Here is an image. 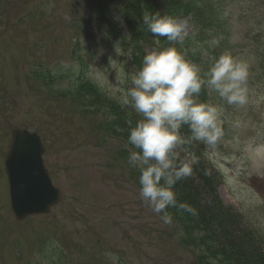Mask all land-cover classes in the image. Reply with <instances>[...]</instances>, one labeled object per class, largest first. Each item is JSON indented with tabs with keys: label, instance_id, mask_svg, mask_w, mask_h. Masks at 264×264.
I'll list each match as a JSON object with an SVG mask.
<instances>
[{
	"label": "rangeland",
	"instance_id": "obj_1",
	"mask_svg": "<svg viewBox=\"0 0 264 264\" xmlns=\"http://www.w3.org/2000/svg\"><path fill=\"white\" fill-rule=\"evenodd\" d=\"M204 1L205 7L187 9L184 0L147 2L150 12L166 14L163 6L171 5L180 10L174 16L190 18L188 37L170 45L132 16L135 3L0 0V264H211L198 258L197 245L185 246L189 234L174 219L165 224L141 202L139 172L118 154L122 147L128 154L127 143L104 135L108 127L101 123V103L119 99L146 50L164 44L185 48L202 75L224 51L249 66L244 105L226 112L225 101L209 96L208 103H222V135L206 145L220 175L213 170L218 182L202 198L214 197L233 221L232 234L264 256V243L250 230L264 233V5ZM139 37L146 38L136 45L141 55L130 50ZM14 128L40 136L44 163L62 194L48 214L22 221L11 213L3 166Z\"/></svg>",
	"mask_w": 264,
	"mask_h": 264
},
{
	"label": "clouds",
	"instance_id": "obj_2",
	"mask_svg": "<svg viewBox=\"0 0 264 264\" xmlns=\"http://www.w3.org/2000/svg\"><path fill=\"white\" fill-rule=\"evenodd\" d=\"M121 24L120 17H116ZM142 24L153 37L166 38L170 45L182 44L189 35L190 18L145 11ZM185 59L175 46L146 50L141 66L130 77V86L120 97L139 117L130 123L127 164L139 172L141 202L162 222H171L169 208L194 213L179 204L175 186L192 175L195 157L186 145L200 142L215 146L222 135L220 106L201 102L202 87L229 105L247 102L249 66L224 51L206 72ZM187 126L190 135L182 128ZM183 153V155H182ZM113 256L111 253H106ZM114 258V257H113Z\"/></svg>",
	"mask_w": 264,
	"mask_h": 264
},
{
	"label": "trees",
	"instance_id": "obj_3",
	"mask_svg": "<svg viewBox=\"0 0 264 264\" xmlns=\"http://www.w3.org/2000/svg\"><path fill=\"white\" fill-rule=\"evenodd\" d=\"M118 1L126 3L123 4L126 7H130L135 3L132 16H136L137 14V16H141L142 18L143 13L148 11L146 6L149 0ZM184 1H189L185 7L186 9L191 6L201 8L209 4L208 1L205 2L204 0H200V2L196 0ZM96 7L102 6H98L97 4ZM163 7L167 15L174 16L180 13L178 7L173 8L175 6L171 5H164ZM120 11L122 13V9ZM105 12L106 10L103 13L101 11L102 14H105ZM99 17H102V15H99ZM101 21H103V18ZM104 21L102 26L107 27L109 24ZM163 38L161 39L162 41ZM144 41H146L145 37H139L137 41L132 42L135 46L132 45L130 50L140 52L141 55V48L136 45ZM163 47H168V45L164 44ZM262 72H264V69H262ZM101 104H103L102 112L105 115L101 123L108 127L107 132L104 131V135L117 139L121 143H127L130 123L134 125L136 120L139 119L138 115L130 107L123 106L120 100L117 99L110 100V102L103 101ZM181 131L185 136L190 135L187 126L183 127ZM189 146L192 150L191 153L194 154L193 156L196 159V162L192 165V175L178 182L175 186V191L177 193L178 205L181 203L187 204L195 212L184 211L179 206L168 209L171 218L182 227V231L185 234H189V236H185L187 238L183 239V242L186 243L185 246L197 245L199 250L203 252L198 254V258L204 257L205 262L211 264H264V256L259 251L256 252L253 249H249L243 240L232 234L233 221L223 212L222 207L215 201L214 197L212 196L213 199L208 202L202 198V195L213 194L218 181L209 163L200 156L198 142H193ZM128 147L131 146L128 145ZM121 149L118 154L122 158L127 157L128 154L124 153L123 155L124 151L121 152ZM136 180H139V173H136ZM251 231L255 234L260 244H263L264 235L257 232L258 236L253 230ZM219 233L221 234V238L217 235Z\"/></svg>",
	"mask_w": 264,
	"mask_h": 264
},
{
	"label": "water",
	"instance_id": "obj_4",
	"mask_svg": "<svg viewBox=\"0 0 264 264\" xmlns=\"http://www.w3.org/2000/svg\"><path fill=\"white\" fill-rule=\"evenodd\" d=\"M43 150L36 133L11 131L4 169L9 186L10 208L16 220L47 213L60 198L42 163Z\"/></svg>",
	"mask_w": 264,
	"mask_h": 264
},
{
	"label": "bare ground",
	"instance_id": "obj_5",
	"mask_svg": "<svg viewBox=\"0 0 264 264\" xmlns=\"http://www.w3.org/2000/svg\"><path fill=\"white\" fill-rule=\"evenodd\" d=\"M29 216H33V215H29ZM29 216H26L25 218L29 217Z\"/></svg>",
	"mask_w": 264,
	"mask_h": 264
}]
</instances>
